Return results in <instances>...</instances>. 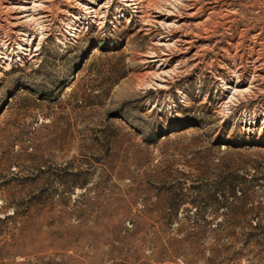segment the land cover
<instances>
[{
    "label": "rangeland",
    "instance_id": "1",
    "mask_svg": "<svg viewBox=\"0 0 264 264\" xmlns=\"http://www.w3.org/2000/svg\"><path fill=\"white\" fill-rule=\"evenodd\" d=\"M0 264H264V0H0Z\"/></svg>",
    "mask_w": 264,
    "mask_h": 264
}]
</instances>
